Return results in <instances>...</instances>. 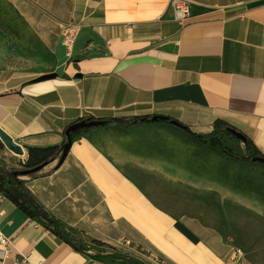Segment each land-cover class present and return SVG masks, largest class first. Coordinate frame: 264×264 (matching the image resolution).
Returning <instances> with one entry per match:
<instances>
[{"label":"crops","instance_id":"1","mask_svg":"<svg viewBox=\"0 0 264 264\" xmlns=\"http://www.w3.org/2000/svg\"><path fill=\"white\" fill-rule=\"evenodd\" d=\"M0 1L12 16L10 34L18 25L39 48L32 67L0 60V130L25 153L0 141V167L24 170L29 148L62 147L65 130L83 120L154 116L196 134L221 122L264 157V0H189L193 19L184 24L169 0ZM66 24L80 26L71 58ZM50 74L56 78L35 82ZM207 155L168 122L87 129L61 165L58 157L22 185L92 250L73 248L0 192V239L8 241L0 242V264L22 256L28 264H130L97 261L92 252L149 264L145 250L168 264H235L237 243L222 219L210 226L207 216H225V200L250 215L258 209L222 175H208ZM259 235L244 248V264H264Z\"/></svg>","mask_w":264,"mask_h":264},{"label":"rangeland","instance_id":"2","mask_svg":"<svg viewBox=\"0 0 264 264\" xmlns=\"http://www.w3.org/2000/svg\"><path fill=\"white\" fill-rule=\"evenodd\" d=\"M11 18L12 16L8 12L7 7L0 1V60L3 59L12 64L32 67L30 63L34 58L32 55L33 51L39 48L37 47L33 50V46L30 45L28 39L24 38L23 30H18V25H16L15 35L10 34L13 27V25L9 23L13 21ZM226 139L228 140L225 141V144L232 148L234 153L242 155L243 151L241 144L233 138L226 137ZM207 159L209 162V176L216 177L215 175H217L220 177V175H222L225 187H227L230 192L245 194V196L251 200L247 203H250L258 209L252 212L254 214L250 215L247 214L250 210L244 209L239 211V208L237 209L234 206L232 200H225V216H207V223L210 226L219 225L221 223L220 220H223V227L226 229L224 231L225 235L237 243V249L234 251L233 255L238 253V255H240L239 258L243 259L246 256L244 248H246L249 243H257V239L254 235L257 236L260 234L259 236L262 237L264 232V166L260 164L237 163L228 158L216 156L210 151H208ZM228 211L230 214L227 215L226 212ZM239 212L244 215H232V213ZM257 225L261 230H257ZM255 226L256 228H253ZM248 227L250 229L252 227V230L249 232L246 231ZM242 229L245 230L242 231ZM260 242H262V239ZM142 253L145 254L144 252ZM257 255L255 260H257ZM260 257L262 256L260 255ZM260 257H258V260ZM147 261L149 264H155L149 259H147Z\"/></svg>","mask_w":264,"mask_h":264},{"label":"trees","instance_id":"3","mask_svg":"<svg viewBox=\"0 0 264 264\" xmlns=\"http://www.w3.org/2000/svg\"><path fill=\"white\" fill-rule=\"evenodd\" d=\"M89 120H92V119H89ZM170 120H172V119H170ZM108 122L110 124H116V125L121 126V127L129 128V127L139 125L142 123H150L151 120L148 118H133V119H129V120L110 119V120H108ZM182 126H184V125H182ZM184 127H185V129H182L180 127H176V129H177V131H179L182 134V136L188 138L194 144H197L198 146H201L202 148L207 149L208 151H210L211 153H213L219 157L228 158V159L235 161L237 163H246V164H253V165L259 164V163H253L251 159H253L255 157H263L258 153V151L254 148V146L251 144V142L249 140H247V143L245 144L244 151H243L242 155L234 153L232 148H230L228 145L225 144L224 139L226 137H230L233 139H235V138L226 132V129L228 127H226L221 122H217L215 124L214 130L209 134H196V133L192 132L188 127H186V126H184ZM85 131H87V129L75 132L72 136V141L75 138H77L78 136H80L82 133H84ZM61 148L62 147L29 148L27 151L28 152L27 159L24 163H22V166L25 170H32V169H35V168H37V167H39L45 163L49 164L50 162H52L53 160H55L59 157ZM260 165H262V164H260ZM8 172H11V171L7 170L5 166L0 167V192L3 193L9 199H11L13 202H15L20 207V209L23 210L26 214H28L31 218L37 219L34 216L33 210L31 209V207L22 204L21 202L13 199L12 197H10L9 195H7L5 193V189L7 187L13 185V183L11 181H9L5 176H3L4 174H6ZM35 176H36V174L32 175V177H35ZM37 220H39V219H37ZM39 221H41V220H39ZM41 222L43 223V225L45 227L50 229L53 233L57 234V232L59 231L69 241L76 243L77 246L81 245L80 243H78L77 241H75L73 239V237L65 230V228L62 225H60L58 228H56L52 224L47 225L45 222H43V221H41ZM90 250H92V249L89 247L88 251H90ZM114 254H116V253H114ZM118 256L120 258L114 259V258H97L95 255H92V258L97 260V261H103L106 263H114L117 261L122 262V259H121L122 257L127 258V257L122 256V255H118ZM123 261H125V260H123ZM125 262H128L130 264H142V263H139L138 261L133 260V259H130V261H125Z\"/></svg>","mask_w":264,"mask_h":264},{"label":"water","instance_id":"4","mask_svg":"<svg viewBox=\"0 0 264 264\" xmlns=\"http://www.w3.org/2000/svg\"><path fill=\"white\" fill-rule=\"evenodd\" d=\"M56 78V74H50V75H45L42 77H39L38 79L35 80V82H43L47 80H52ZM151 122H169L170 124L180 127L182 129H185L184 126H182L179 122L170 120L168 117L164 116H154L151 119ZM110 123L108 121H98V120H83L80 121L76 124L71 125L65 130V143L61 148L60 155H59V165H61L65 159L67 158L71 144H72V136L75 132L84 130V129H90V128H95V127H102V126H107ZM226 132L229 133L232 137H234L237 141H239L242 144L247 143V137L244 136L242 133L231 129L227 128ZM0 141L3 144V146L10 151L12 154L23 157L24 156V150L23 148L15 143V141L4 131L0 130ZM253 163H259L264 165V157H255L251 159ZM48 163H45L35 169L32 170H19V171H11L3 176H5L9 181L13 183V185L7 187L5 189V193L12 197L13 199L21 202L24 205H27L31 207L33 210L34 216L45 222L47 225H53L54 227L58 228L60 226L59 222L56 221L53 217L49 215V213L45 210L42 209L35 201V199L24 189L22 185V181L24 178L31 177L32 175L38 174L40 171H42ZM57 235L61 237L65 242H67L69 245H71L73 248L80 250L84 253H88V248L86 245H79L77 246L76 243L69 241L65 236H63L59 231L57 232ZM92 255H95L97 258H120L117 254L114 253H99V252H92ZM122 260L125 261H130L128 258H121Z\"/></svg>","mask_w":264,"mask_h":264},{"label":"built area","instance_id":"5","mask_svg":"<svg viewBox=\"0 0 264 264\" xmlns=\"http://www.w3.org/2000/svg\"><path fill=\"white\" fill-rule=\"evenodd\" d=\"M169 6L171 7L174 13V19L181 24H184L193 19L192 11H191V2L189 0H169ZM80 33V26L77 24H66L62 27V38L63 44L66 49V55L68 58L72 57L73 49L76 44L77 38ZM2 195H0L1 199ZM0 242L2 245L7 246L8 241L5 238H1ZM131 243L127 240H123L120 242V246H129ZM2 252V253H1ZM0 253L3 255L7 254V249L1 251ZM144 255L147 259L155 264H168L165 260L161 259L157 255L152 252L145 250ZM240 255L235 253L233 256V262L235 264H244L242 258H239ZM237 259V261H236ZM242 260V261H241ZM15 264H28L27 257H20L16 260Z\"/></svg>","mask_w":264,"mask_h":264}]
</instances>
